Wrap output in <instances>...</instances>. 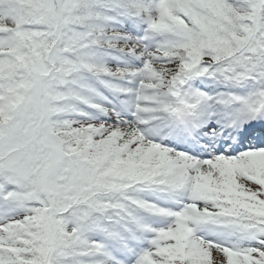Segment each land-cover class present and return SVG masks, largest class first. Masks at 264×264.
<instances>
[{
    "label": "snow or ice",
    "instance_id": "obj_1",
    "mask_svg": "<svg viewBox=\"0 0 264 264\" xmlns=\"http://www.w3.org/2000/svg\"><path fill=\"white\" fill-rule=\"evenodd\" d=\"M0 264H264V0H0Z\"/></svg>",
    "mask_w": 264,
    "mask_h": 264
}]
</instances>
